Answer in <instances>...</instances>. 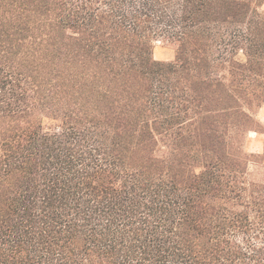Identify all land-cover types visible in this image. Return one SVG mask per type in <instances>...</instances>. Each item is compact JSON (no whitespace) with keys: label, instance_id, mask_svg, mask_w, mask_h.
<instances>
[{"label":"trees","instance_id":"trees-1","mask_svg":"<svg viewBox=\"0 0 264 264\" xmlns=\"http://www.w3.org/2000/svg\"><path fill=\"white\" fill-rule=\"evenodd\" d=\"M263 7L0 0V264H264Z\"/></svg>","mask_w":264,"mask_h":264},{"label":"rangeland","instance_id":"rangeland-1","mask_svg":"<svg viewBox=\"0 0 264 264\" xmlns=\"http://www.w3.org/2000/svg\"><path fill=\"white\" fill-rule=\"evenodd\" d=\"M262 10L264 12V7ZM154 57L156 60L160 61H174L176 57V51L174 47L167 42H156L154 47ZM254 113L257 119L264 125V106L256 108ZM249 139L252 142L248 148L249 151L256 152L261 150V147H258V144L256 143L258 136L255 133H251Z\"/></svg>","mask_w":264,"mask_h":264}]
</instances>
